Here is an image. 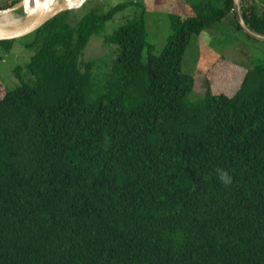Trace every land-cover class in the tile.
I'll list each match as a JSON object with an SVG mask.
<instances>
[{
    "label": "trees",
    "instance_id": "1",
    "mask_svg": "<svg viewBox=\"0 0 264 264\" xmlns=\"http://www.w3.org/2000/svg\"><path fill=\"white\" fill-rule=\"evenodd\" d=\"M197 2L167 13L159 51L138 4L104 37L117 53L99 74L85 47L133 1L67 9L31 32L32 81L19 66L15 88L0 80V264H264V61L232 91L211 69L191 100L192 36L230 13L244 30L235 0ZM239 6L264 36V1Z\"/></svg>",
    "mask_w": 264,
    "mask_h": 264
},
{
    "label": "rangeland",
    "instance_id": "2",
    "mask_svg": "<svg viewBox=\"0 0 264 264\" xmlns=\"http://www.w3.org/2000/svg\"><path fill=\"white\" fill-rule=\"evenodd\" d=\"M10 1L0 0V7ZM123 1H133V4L117 11L104 22L97 33L90 37L85 47L82 60L90 58L96 60V64L92 67L95 74H99V69L108 71L117 53L116 45L105 42L104 37L111 34L127 18L135 14L140 9L138 4L146 5L147 39L158 51L166 43L167 37L171 33L167 13L182 14L186 12V9L181 6L182 0H89L83 6L76 7L73 14H85L92 7H98V13L106 12L111 6ZM198 1L196 5H201L207 0ZM235 1L237 11L239 0ZM10 12L20 17L23 15L22 9ZM4 13L1 11L0 16ZM233 18V13H230L224 24L214 23L200 34L192 36L182 61L183 71L191 72L195 77V86L189 95L191 100L199 99L205 94V78H208L211 69L222 74L214 75L215 84H222L224 75L227 80L224 81L223 86L228 85L226 88H230L232 91L236 82L241 80L245 67L257 66L264 61V40L250 37L244 30L236 28ZM31 34L33 33L30 32L15 39L7 52L0 44V80L5 82V86L9 90L18 84L15 77L17 66L20 67L21 78L27 81L33 79L26 67L32 50L25 47V43L33 38Z\"/></svg>",
    "mask_w": 264,
    "mask_h": 264
},
{
    "label": "water",
    "instance_id": "3",
    "mask_svg": "<svg viewBox=\"0 0 264 264\" xmlns=\"http://www.w3.org/2000/svg\"><path fill=\"white\" fill-rule=\"evenodd\" d=\"M26 1L27 0H18L13 5L5 9H0V11L9 12L18 9H22L23 11L22 18L18 23L6 27H0V40L22 37L39 28L43 23L53 18L61 11L79 7L84 2V0H43L42 2L34 0V6L28 8ZM239 2L237 5V15L244 31L255 38L264 40V36L253 32L245 24L240 14Z\"/></svg>",
    "mask_w": 264,
    "mask_h": 264
},
{
    "label": "bare ground",
    "instance_id": "4",
    "mask_svg": "<svg viewBox=\"0 0 264 264\" xmlns=\"http://www.w3.org/2000/svg\"><path fill=\"white\" fill-rule=\"evenodd\" d=\"M42 1L43 0H39V2H42ZM26 5L28 8L33 7L34 6V0H27ZM4 12L5 13L0 16V27H6V26L14 25V24L18 23L22 18L18 15H14L13 13H11L9 11H4Z\"/></svg>",
    "mask_w": 264,
    "mask_h": 264
},
{
    "label": "clouds",
    "instance_id": "5",
    "mask_svg": "<svg viewBox=\"0 0 264 264\" xmlns=\"http://www.w3.org/2000/svg\"><path fill=\"white\" fill-rule=\"evenodd\" d=\"M216 171L222 183H224L225 185L231 183V178L228 175L227 171L222 170V169H217Z\"/></svg>",
    "mask_w": 264,
    "mask_h": 264
}]
</instances>
